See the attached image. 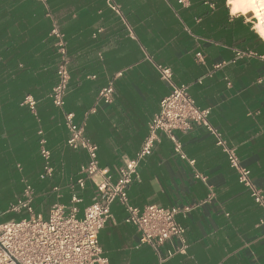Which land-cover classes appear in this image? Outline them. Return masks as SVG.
<instances>
[{
    "label": "crops",
    "instance_id": "1",
    "mask_svg": "<svg viewBox=\"0 0 264 264\" xmlns=\"http://www.w3.org/2000/svg\"><path fill=\"white\" fill-rule=\"evenodd\" d=\"M55 29L68 42L70 61L62 109L52 100L59 63ZM158 66L170 68L173 83L188 86L197 106L211 110L210 123L264 191V38L254 15L234 14L230 0H190L186 7L177 0H0L1 219L30 217L10 212L27 185L34 216L46 220L56 204L70 208L71 185L88 156L67 146L65 114H73L98 147L100 166L117 176L140 151L149 122L172 90ZM109 87L107 104L99 97ZM176 137L186 158L163 136L128 195L139 209L194 207L177 216L187 253L166 259L171 244L159 252L141 245L116 202L99 234L103 256L109 264H264V211L214 137L201 127ZM43 141L51 177L44 175ZM79 195L82 216L94 185L88 182Z\"/></svg>",
    "mask_w": 264,
    "mask_h": 264
},
{
    "label": "built area",
    "instance_id": "2",
    "mask_svg": "<svg viewBox=\"0 0 264 264\" xmlns=\"http://www.w3.org/2000/svg\"><path fill=\"white\" fill-rule=\"evenodd\" d=\"M177 2L186 7L190 0ZM52 35L57 39L59 55L58 81L52 100L57 108L62 109L70 83L68 42L57 29ZM196 57L200 63H204L202 54L198 53ZM237 57L243 58L239 53ZM157 69L161 79L169 83L172 90L161 101L159 111L149 122L148 135L140 151L134 158L124 161L123 166L116 171L117 176L110 169L100 166L98 147L86 138L84 127L75 123L74 115L65 114V126L69 132L67 146L73 150H83L88 156L86 164L81 168V176L71 185V206L66 208L59 204L54 205L46 220L34 216L33 189L27 185L23 198L11 206L10 212H26L30 217L19 220H3L0 217V264H109L100 248L99 234L111 218V207L116 202L124 206L127 212L125 222L135 227L141 245H150L159 252L166 244H171L172 248L166 251V259L186 254V229L178 222L177 216L187 215L194 207L162 208L151 205L139 209L131 205L128 190L133 181L139 179L141 163L153 153L163 136L174 143L175 152L185 159L176 133L187 134L196 127L205 129L214 137L216 145L227 156L230 167L236 171L239 183L249 191L256 205L264 211V191L254 184L251 171L242 165L236 149L210 123L211 110L197 106L188 86H177L173 83L170 68L158 66ZM112 94L111 87L102 90L100 101L111 103ZM42 144L44 175L51 177L54 172L50 164L51 153L45 147V141ZM196 178L203 179L200 175H196ZM88 182L94 185L95 195L92 203L83 210V215L79 216L78 206L83 202L79 192L86 188ZM263 224L264 218L260 220V225ZM175 242L177 246H174Z\"/></svg>",
    "mask_w": 264,
    "mask_h": 264
},
{
    "label": "bare ground",
    "instance_id": "3",
    "mask_svg": "<svg viewBox=\"0 0 264 264\" xmlns=\"http://www.w3.org/2000/svg\"><path fill=\"white\" fill-rule=\"evenodd\" d=\"M242 4L246 7L238 12H243V14L253 13V15L258 20L257 28L259 30V33L264 38V0H244ZM230 5L233 10V8L236 6L235 0H233Z\"/></svg>",
    "mask_w": 264,
    "mask_h": 264
},
{
    "label": "snow or ice",
    "instance_id": "4",
    "mask_svg": "<svg viewBox=\"0 0 264 264\" xmlns=\"http://www.w3.org/2000/svg\"><path fill=\"white\" fill-rule=\"evenodd\" d=\"M231 2H233V0H230V3ZM243 2H244V0H235L236 5L242 4ZM240 10H241L240 8H236L235 11H234V14H235V12H238Z\"/></svg>",
    "mask_w": 264,
    "mask_h": 264
},
{
    "label": "clouds",
    "instance_id": "5",
    "mask_svg": "<svg viewBox=\"0 0 264 264\" xmlns=\"http://www.w3.org/2000/svg\"><path fill=\"white\" fill-rule=\"evenodd\" d=\"M245 7H246V6L243 5V4H238V5H236V6L233 8V12L235 11L236 8L243 9V8H245Z\"/></svg>",
    "mask_w": 264,
    "mask_h": 264
},
{
    "label": "rangeland",
    "instance_id": "6",
    "mask_svg": "<svg viewBox=\"0 0 264 264\" xmlns=\"http://www.w3.org/2000/svg\"><path fill=\"white\" fill-rule=\"evenodd\" d=\"M252 15H253V13H251ZM256 23L258 24V20H257V18H256ZM258 29V28H257ZM259 31V30H258Z\"/></svg>",
    "mask_w": 264,
    "mask_h": 264
}]
</instances>
